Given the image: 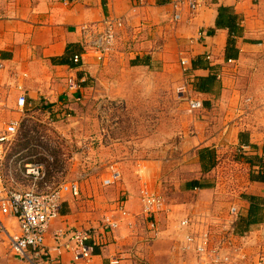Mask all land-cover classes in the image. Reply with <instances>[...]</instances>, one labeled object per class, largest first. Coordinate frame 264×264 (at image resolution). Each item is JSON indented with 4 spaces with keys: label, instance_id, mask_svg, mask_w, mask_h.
Instances as JSON below:
<instances>
[{
    "label": "crops",
    "instance_id": "crops-1",
    "mask_svg": "<svg viewBox=\"0 0 264 264\" xmlns=\"http://www.w3.org/2000/svg\"><path fill=\"white\" fill-rule=\"evenodd\" d=\"M201 2V7L193 13L186 3L175 7L178 0H145L143 4H136L134 0H0V123L3 119L8 120L13 109H18L17 102L22 91L27 94V110L42 104L46 105L45 108L52 104L50 108L53 107L54 111L58 108L64 112L74 110L92 92V84L102 68V63L86 47L82 26L103 29L106 19H122L124 27L119 31L117 44L109 57L125 55L134 67H157L165 73L170 71L181 79L180 84H184L181 58L186 56L191 61L190 87L195 91V97L204 102V108L197 113L206 126H201L202 130L192 140L197 145L193 153V167L197 174L184 184L190 206H178V215L181 219L192 215L201 217L199 219L208 216L211 221H226L231 220L228 215L233 206L240 210L238 217H234L236 224H245L251 209L248 196L260 197L264 202V179L258 176L260 172L264 176V129L231 123L230 114L226 109L222 111L225 106V65L228 64L230 33L228 29L217 28L216 23L222 6L232 8L241 19L243 30L235 45L238 56H232L235 62L264 52V0ZM177 13L180 20L174 21ZM199 32L203 33L202 39H198ZM77 54L81 55L80 63L72 60ZM199 59L204 65L194 68L193 61ZM259 61L264 59L255 60ZM210 75L217 77L212 91H196L194 82ZM71 78L79 84L78 87L70 86ZM252 155L255 159L251 165L246 158ZM229 161L237 162V166L248 172L244 177L247 181L244 194H238L237 188L220 189L223 178L221 165ZM257 164L262 166V170L259 171ZM225 176L226 183L233 182L232 177ZM126 205L130 216L123 220L118 230L110 234H104L101 229L96 231L95 237L102 245L94 247L91 264H111L114 258H121L120 264L152 262V252L144 249L145 246L143 248L144 238L132 234L138 231L141 220L146 219L149 240L160 236L171 237L166 234V226L174 214L172 208L159 216L158 234L155 236L150 228L151 219L143 215V206L138 213L140 215H137L133 212L138 209L133 206V201L126 199ZM68 207L71 211L62 208L61 217L51 225L47 238L49 247L53 246L54 234L59 229L81 227L78 225L81 213L75 215L72 213L75 208ZM260 215L262 219L251 224L249 231L241 233L238 238V242L248 244L249 254L247 260L238 264H257L259 247L253 237L264 235V206ZM4 221L16 231L17 226L12 219L5 218ZM180 252L178 249L172 255L161 257L173 261L181 259L180 264L191 263L183 259ZM192 255L193 264H196ZM61 261L62 264H86L75 263L71 253L62 255ZM0 264L26 263L15 256L8 245H1Z\"/></svg>",
    "mask_w": 264,
    "mask_h": 264
},
{
    "label": "rangeland",
    "instance_id": "rangeland-1",
    "mask_svg": "<svg viewBox=\"0 0 264 264\" xmlns=\"http://www.w3.org/2000/svg\"><path fill=\"white\" fill-rule=\"evenodd\" d=\"M256 54L225 65L222 111L226 109L230 114L231 123L261 130L264 129V61L255 60L264 59V52ZM105 62H101L92 92L74 110L69 109V113L45 108V104L24 113L16 108L10 112L8 120L20 119V129L8 146L6 172L17 188L26 189L36 182L43 192L51 191L63 181L80 179L81 195L68 197L63 208H75L72 213H81L78 225L95 231H99L104 216L121 199L133 201V206L138 208L133 212L140 215L142 191L158 193L174 211L166 226V234L171 237L149 240L146 219L138 222V231L132 234L142 236L143 248L152 252L154 258L149 264H175V261L180 264L181 259L161 257L178 249L183 259L193 264L192 253L182 250L186 231L180 225L178 206H190L184 184L197 174L193 167L197 145L192 140L202 130L201 126H206L204 119L189 111L181 79L172 72L165 73L157 67H134L125 55L107 57ZM187 93L195 96L190 86ZM235 159L238 161V157ZM236 163L222 162L220 189L237 188L241 195L248 172ZM28 164L41 165L42 177L27 178ZM111 164L120 168L122 180L104 186L103 179ZM225 174L233 182L226 183ZM1 245H8L2 233Z\"/></svg>",
    "mask_w": 264,
    "mask_h": 264
},
{
    "label": "built area",
    "instance_id": "built-area-1",
    "mask_svg": "<svg viewBox=\"0 0 264 264\" xmlns=\"http://www.w3.org/2000/svg\"><path fill=\"white\" fill-rule=\"evenodd\" d=\"M136 4H143L145 0H134ZM186 3L194 13L201 7V0H178L175 7ZM180 20V14L174 16V21ZM124 27V21L119 18H108L104 21V28L82 26L84 42L100 62H104L115 49L119 38V31ZM203 38V33H198V39ZM81 55L73 57L74 63L81 62ZM228 64L235 63L229 59ZM181 65L185 73V83L182 94L188 104L189 111L199 112L204 108L203 100L187 93L191 85V61L183 56ZM71 87L79 84L71 78ZM21 90H23L21 88ZM27 94L22 91L18 98V110L26 112ZM2 105L0 104V107ZM1 121V120H0ZM20 129V119L2 120L0 123V233L7 241L11 252L26 264H40L47 261L48 264H62L61 257L65 253H71L75 263L85 262L91 264L94 258L95 246H101L102 242L95 237L94 228L71 226L59 229L54 234V244L49 247L47 238L52 223L61 217L62 208L68 197L78 198L82 192L80 179L63 181L57 187L48 192L41 191L36 182L26 189L17 188L6 172L5 157L9 144L14 140ZM37 180L42 177V166L28 164L26 175ZM122 180L120 168L111 164L108 166V174L103 179L104 186H112ZM143 215L150 220V228L157 236L158 218L169 210L164 198L148 189L142 191ZM240 214L237 207H231L229 217L231 220H209L195 218L192 215L185 216L180 225L186 229L183 251H190L196 258V264H238L247 260L249 254L246 242H238L240 234L237 232L235 218ZM130 216L126 199H121L112 212L103 218L101 231L110 234L121 227L124 219ZM235 217V218H234ZM12 219L16 224V231L11 230L4 221ZM233 219V220H232ZM258 236V235H257ZM253 237L259 247L257 264H264V235ZM252 238V237H251ZM121 258H114L111 264H120Z\"/></svg>",
    "mask_w": 264,
    "mask_h": 264
},
{
    "label": "trees",
    "instance_id": "trees-1",
    "mask_svg": "<svg viewBox=\"0 0 264 264\" xmlns=\"http://www.w3.org/2000/svg\"><path fill=\"white\" fill-rule=\"evenodd\" d=\"M217 28H225L229 30L230 36H229V45L227 48V60L232 59V56H238V50L236 48V39L237 37L241 36L242 34V26H241V19L235 11H233L232 8L222 6L219 8V15L216 23ZM204 65L202 60H194L193 61V67H199ZM217 80V77L215 75H210L208 77H201L197 82H194V89L198 92H209L212 91L215 81ZM51 107V106H47ZM253 155L249 158H246V162H249L254 164ZM260 161V159H259ZM264 161V160H263ZM260 166V164H257ZM264 165V162H263ZM262 170V166H260L259 171ZM261 179H264V176L262 172L258 175ZM249 200L251 201V209L249 214V219L246 221L245 224L237 223V232L239 234L244 233L245 231H248L250 229V225L258 222L262 219L261 217V211L262 207L264 206V202L260 197L257 196H248ZM245 227L247 230L241 231L240 228Z\"/></svg>",
    "mask_w": 264,
    "mask_h": 264
}]
</instances>
